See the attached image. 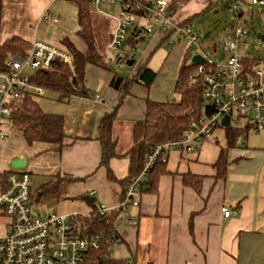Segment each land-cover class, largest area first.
<instances>
[{"label":"crops","instance_id":"0c3cea01","mask_svg":"<svg viewBox=\"0 0 264 264\" xmlns=\"http://www.w3.org/2000/svg\"><path fill=\"white\" fill-rule=\"evenodd\" d=\"M53 1L38 0L35 15L25 20V16L23 18V14H19L24 23L17 27L11 26L10 21L0 14V43L13 37L30 44L35 41L47 43L40 38L35 26L44 24L41 19L49 13L48 8ZM141 1L150 5L156 2ZM168 1L172 5L173 23L179 26L190 24L193 28L198 20L215 11L221 2ZM229 1L230 5L236 2L241 7H247L250 2ZM107 8L114 13L103 11L104 14L100 15L110 18L114 15L109 14L119 11L118 8L117 12L114 11L115 7ZM203 12L206 13L203 15ZM109 21L105 35L109 55L104 54L107 66L87 64L85 68L86 86L93 96H74L66 102L58 101L55 96L54 99H43L44 95L36 98L46 113L64 117L65 136L68 142L74 143L58 152L53 145L37 143L29 146L15 131L22 142L21 147L9 155L7 169L0 171H9L12 160L16 158L27 160L26 169L32 179L37 175L44 182L39 189H33L34 209L39 215L35 205L42 198L51 200L53 206L65 203L61 205L66 210L63 215L79 214L84 210L80 205L86 206L89 215L92 208L80 199L84 196L93 198L97 207L116 208L123 198V188L118 182L110 180L109 170L117 180L129 176L126 156L135 142L136 125L147 118L148 101L164 103L178 97L175 89L179 73L186 67L188 42L175 30H165L156 25L152 34L145 35L136 43L133 67L110 63L113 56L108 44L117 22L111 18ZM138 27L136 24L129 29L128 46ZM65 38L76 46L67 36L61 39V44ZM143 67L156 73L155 80L150 87L134 84L129 88L113 126V139L119 157L110 159L108 167L103 166L100 123L113 112L122 97L119 91L112 88V80L117 73L132 79ZM243 133L237 146L228 151L224 179L218 178L216 168L226 147L223 128L217 129L212 139L202 143L197 152L175 151L170 154L166 173L159 178L155 190L143 193L138 207H130L116 218L115 226L122 243L115 250L121 253V259H131L137 264H264V148H250L247 143L250 134L258 133L250 129ZM187 176L201 178L200 191L185 183ZM50 181L57 183V189L40 195L41 187ZM194 182L195 179L191 183ZM224 209L237 211L238 215L225 218ZM129 220L136 221L137 225H129Z\"/></svg>","mask_w":264,"mask_h":264},{"label":"built area","instance_id":"2783aa9c","mask_svg":"<svg viewBox=\"0 0 264 264\" xmlns=\"http://www.w3.org/2000/svg\"><path fill=\"white\" fill-rule=\"evenodd\" d=\"M83 1H87L100 14H104L102 7L119 9L116 16H110L117 22L108 44L113 56L110 63L122 65L126 58L134 57L136 43L145 35L152 34L156 25L165 30H175L189 44V64L196 65L190 84L202 83V97L213 110L198 121H193L183 136L157 145L148 155L141 175L125 190L120 204L114 209L101 205L98 209L100 216L107 217L113 212L120 215L130 207H138L146 189L145 182L156 164H167L170 154L175 151L197 152L201 144L212 139L214 132L222 127L224 118L232 128L264 132V69L262 63L256 60L251 65L246 64L239 53L241 39L252 35L250 8L264 7V0H250L247 7H241L238 3L228 6L234 13L236 28L234 39L223 40L227 58L225 63H215L208 58L201 37L192 26L173 23L172 5L168 0H156L151 5L141 0ZM138 18L145 21V26H139L133 32L136 43L128 46L129 29L135 26ZM41 21L46 25L56 24L48 12ZM258 36L254 34L256 39ZM260 45L264 50V38ZM126 47H129L128 50H125ZM197 55L205 58V63L193 64L191 61ZM57 61L73 69L75 57L66 49L35 41L25 53L11 56L3 64L0 63V139H8L4 127L6 119L11 120L12 104L20 101L27 91H34L37 97L43 95L44 90L34 87L32 77L25 75V71H50ZM34 198L31 174L27 169L11 168L4 185H0V220H9L3 226L4 232L0 233V264H92L90 254L101 248L102 237L90 231L91 216L76 213L42 218L35 212ZM223 214L229 218L237 216L238 212L224 209ZM128 224L136 226L137 222L129 220ZM127 264L137 263L130 261Z\"/></svg>","mask_w":264,"mask_h":264},{"label":"trees","instance_id":"16d2710c","mask_svg":"<svg viewBox=\"0 0 264 264\" xmlns=\"http://www.w3.org/2000/svg\"><path fill=\"white\" fill-rule=\"evenodd\" d=\"M2 1L0 0V8L3 5ZM72 1H75L78 9L77 21L80 27L78 36L84 43L85 49L76 47L69 39L65 38L62 41V46L74 55V68L71 69L64 62L57 61L53 64L52 70L38 71L31 80V84L34 87H40L44 90L43 95L46 92L51 93L58 101L63 102L68 101L74 96L91 98L93 95L86 86V65L107 66L104 53L99 51L95 42L93 7L87 1ZM205 13L203 12V15ZM183 26L191 25L187 24ZM135 43L133 39L129 44L133 46ZM30 47L31 44L29 42L19 37H13L2 44L0 43V63L3 64L11 56L25 53ZM126 59L123 65L127 66V63L131 61V67H133L135 64L134 57ZM186 61V67L179 73L175 89L178 96L177 99L164 103L149 100L146 120L136 125L135 142L126 156L129 160V176L123 180H117L112 171L109 170L110 180L116 181L122 186L123 195L129 184L141 175L148 155L157 145L183 136L190 129V124L193 121H198L204 114L213 111L202 97L204 90L202 83L198 85L190 84V77L196 65L189 64L188 58H186ZM155 77L156 73L147 67L140 69L132 79H128V77L118 73L114 76L111 86L114 90L119 91L122 97L113 112L107 114L100 123L99 141L102 147L101 164L103 166L108 167L110 159L119 157L116 154V143L113 139V126L116 122L117 111L124 103L129 88L134 84H144L150 87ZM35 95L34 91H27L20 101L12 104V123L27 145L33 146L37 143L53 145L56 147L55 150L60 152L63 148L74 143L73 141L71 143L68 142L69 140L65 136L64 117L46 113L36 101L37 96ZM221 128L225 130L226 147L221 152L216 168L218 170V178L224 179L228 168V151L237 146L239 140L244 135V130L242 131L230 126H222ZM165 167L166 164L162 162L156 164L148 175V179L145 182L146 189L143 193L155 190L159 178L166 173ZM8 172L0 173V185H4ZM194 179L195 182L191 183ZM185 183L187 185L192 184L197 191L201 189V178L187 176L185 177ZM56 189L57 183L50 181L41 187L40 195H46ZM80 199L92 208V212L89 214L92 218L89 223L90 231L92 234H98L102 237L101 248L97 251H92L90 254L92 264L129 263L131 259L114 257L115 243L117 245L122 243V237L115 226L118 213L113 212L107 217H102L98 214L99 207L96 206L93 198L84 196Z\"/></svg>","mask_w":264,"mask_h":264},{"label":"rangeland","instance_id":"374dc122","mask_svg":"<svg viewBox=\"0 0 264 264\" xmlns=\"http://www.w3.org/2000/svg\"><path fill=\"white\" fill-rule=\"evenodd\" d=\"M38 4V0H3V5L0 8V14H3L8 22L10 21L11 26L17 27L23 22L19 14H23V18L25 16V20L29 19L31 16L35 15ZM228 5H230L229 0H221L215 11L210 12L194 24V28L201 37L203 48L206 51L208 58L215 63L226 62L227 58L223 48V40H232L235 37L236 27L233 18L234 13L228 8ZM48 9L50 15L53 17L54 21H56V24H42L40 27L35 26L36 31L40 33V38L57 47H63L60 41L64 36H67L76 44L78 48L84 50L85 45L78 36L80 27L77 21L78 9L75 1L54 0ZM102 11L111 13L112 9L102 7ZM114 11L117 12V9L115 8ZM117 13L109 15L116 16ZM250 17L252 18L250 26L252 35L241 39L242 47L239 53L245 59L246 64L251 65L256 60L257 62L262 63V68L264 69V50L260 45L262 39H256L254 37V34H258L264 38V7L250 8L249 18ZM109 20L110 18H107L106 16L104 17L100 15V13L94 11L95 42L99 51L106 55H109L106 49L107 43L105 37L106 30L110 24ZM134 23L135 25L145 26V21H142L141 19H136ZM102 30L104 31L103 33ZM25 75L33 77L35 72L27 69L25 71ZM52 95L53 94L46 92L42 98L54 99ZM10 121L11 120L6 119L4 127V132L8 134V139H0V171L7 169L9 155H11V153H16L22 144L19 135L15 133V131L19 133L17 128L13 125L12 121ZM248 138L247 143L250 148H264V132L250 134ZM32 180V188L34 190L39 189V187L44 183L42 181V177L37 175H34ZM51 203V200L42 198L40 202L35 205L36 209L40 211V216L42 218L48 217L50 214L63 215L66 213L65 208L63 209L61 206L65 205V203L62 202L60 206H53ZM80 206H82L84 210H81L82 212H79V214L87 216L88 209L86 206ZM8 221V219L0 220V233L4 232L3 226ZM114 257L120 258L121 253L114 250Z\"/></svg>","mask_w":264,"mask_h":264},{"label":"water","instance_id":"95a60500","mask_svg":"<svg viewBox=\"0 0 264 264\" xmlns=\"http://www.w3.org/2000/svg\"><path fill=\"white\" fill-rule=\"evenodd\" d=\"M258 38L260 39H263L262 36H258ZM205 58H203L201 55H197L195 57H193L192 59V63L193 64H198V63H205ZM128 66H131L132 65V62L129 61L127 63ZM222 126L223 127H227L228 126V122H227V119L224 118L222 120ZM11 168L12 169H15V170H23V169H26L27 168V160L24 159V158H16L14 160H12L11 162Z\"/></svg>","mask_w":264,"mask_h":264}]
</instances>
